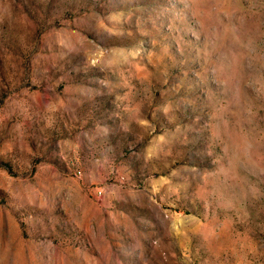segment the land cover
Masks as SVG:
<instances>
[{
	"label": "rangeland",
	"instance_id": "374dc122",
	"mask_svg": "<svg viewBox=\"0 0 264 264\" xmlns=\"http://www.w3.org/2000/svg\"><path fill=\"white\" fill-rule=\"evenodd\" d=\"M0 264H264V0H0Z\"/></svg>",
	"mask_w": 264,
	"mask_h": 264
}]
</instances>
